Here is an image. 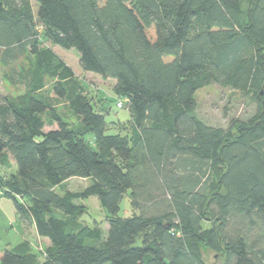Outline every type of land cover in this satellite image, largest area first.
I'll use <instances>...</instances> for the list:
<instances>
[{
    "label": "trees",
    "instance_id": "16d2710c",
    "mask_svg": "<svg viewBox=\"0 0 264 264\" xmlns=\"http://www.w3.org/2000/svg\"><path fill=\"white\" fill-rule=\"evenodd\" d=\"M35 1L36 15L31 0H0V67L23 87L0 92V166L14 161L0 195L49 244L22 240L0 264H206L203 249L264 264V0ZM54 45L114 79L123 134L106 133L107 104L72 82ZM48 79L76 122L41 95ZM210 84L253 96L257 111L207 123L196 92ZM73 177L89 183L55 191ZM127 191L138 213L119 217ZM90 196L108 214L105 235L77 220Z\"/></svg>",
    "mask_w": 264,
    "mask_h": 264
},
{
    "label": "rangeland",
    "instance_id": "374dc122",
    "mask_svg": "<svg viewBox=\"0 0 264 264\" xmlns=\"http://www.w3.org/2000/svg\"><path fill=\"white\" fill-rule=\"evenodd\" d=\"M33 14L36 15L37 3L35 0H31ZM49 45V43H47ZM264 56V44L262 45ZM54 52L64 60V62L73 70L75 80L74 84H80L83 91L91 97L93 104L98 109L101 104H107V113L105 114V120L108 124L106 129L107 134L120 133L123 134L124 130L118 128V124L128 125L130 122V114L125 106L118 107L117 101L122 100L112 90L114 79H102L100 76L88 72H84L78 64V53L74 48L63 49L59 46H53ZM4 75V78H3ZM4 71L0 67V92L9 93L12 95L21 93L23 87L14 83L11 78L6 77ZM51 79H48V83L45 89L41 92V95L49 100L57 107L60 113L66 117L70 122H76V118L71 113V110L67 107L66 98H58L49 96L47 89ZM68 96L70 95L67 91ZM59 99V100H57ZM197 99V114L202 117L207 123L212 125H218L228 127L229 123L233 119L247 120L252 114L257 111L256 99L249 95L244 94L238 90L221 87L217 84H210L196 92ZM66 100V101H65ZM48 101V102H49ZM49 126L45 127V130L49 129ZM11 168L5 169L0 166V176L3 179L7 178L10 173L14 171V161L11 157ZM89 183V179L83 178H70L64 183L56 187L57 193H63L65 191H79ZM1 194V193H0ZM23 207L25 208L28 203L25 201V197H21ZM26 202V203H25ZM80 206L81 213L78 215V219L82 223H87L93 226L97 223L103 230L105 235L108 227V214L99 204L96 196H90L83 198L76 202ZM134 211L130 203L129 191H127L122 197L119 205V217H129ZM22 221L19 220V216L12 199L6 195H0V249L12 248L17 243L22 241L23 237L29 239L32 242L35 239V235L26 226V232L22 234ZM34 235V236H33ZM32 248L36 251H41L45 248L46 243L40 239L34 240L31 244ZM41 255H43L41 253ZM202 258L206 264H223L224 256L219 252H214L210 249H203Z\"/></svg>",
    "mask_w": 264,
    "mask_h": 264
},
{
    "label": "crops",
    "instance_id": "0c3cea01",
    "mask_svg": "<svg viewBox=\"0 0 264 264\" xmlns=\"http://www.w3.org/2000/svg\"><path fill=\"white\" fill-rule=\"evenodd\" d=\"M113 84H114V82H113ZM20 220V219H19ZM21 221V220H20ZM21 224V223H20ZM21 226H22V234H23V236L25 235V232L27 231L26 230V227L24 226V224H21ZM26 226H28V228L31 230V232L35 235V239H33L32 240V242H30L29 241V239H25V237H23V239L22 240H27V241H29L30 242V244H33V242H34V240H36V239H40L41 241H44L45 243H46V245H48L49 244V241H48V239L47 238H45V237H40V236H38L37 235V233H36V231H35V229H34V225H32V224H28V225H26ZM33 235V236H34Z\"/></svg>",
    "mask_w": 264,
    "mask_h": 264
},
{
    "label": "built area",
    "instance_id": "2783aa9c",
    "mask_svg": "<svg viewBox=\"0 0 264 264\" xmlns=\"http://www.w3.org/2000/svg\"><path fill=\"white\" fill-rule=\"evenodd\" d=\"M117 106L121 107L122 106L121 102H117Z\"/></svg>",
    "mask_w": 264,
    "mask_h": 264
},
{
    "label": "water",
    "instance_id": "95a60500",
    "mask_svg": "<svg viewBox=\"0 0 264 264\" xmlns=\"http://www.w3.org/2000/svg\"><path fill=\"white\" fill-rule=\"evenodd\" d=\"M261 93V92H260Z\"/></svg>",
    "mask_w": 264,
    "mask_h": 264
}]
</instances>
